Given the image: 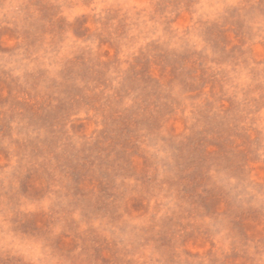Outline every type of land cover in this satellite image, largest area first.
<instances>
[{"label": "rangeland", "instance_id": "1", "mask_svg": "<svg viewBox=\"0 0 264 264\" xmlns=\"http://www.w3.org/2000/svg\"><path fill=\"white\" fill-rule=\"evenodd\" d=\"M0 264H264V0H0Z\"/></svg>", "mask_w": 264, "mask_h": 264}]
</instances>
